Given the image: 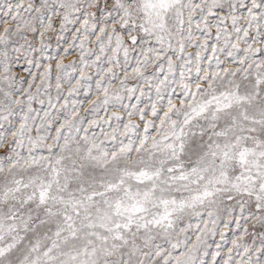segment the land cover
Listing matches in <instances>:
<instances>
[{
    "label": "snow or ice",
    "instance_id": "1",
    "mask_svg": "<svg viewBox=\"0 0 264 264\" xmlns=\"http://www.w3.org/2000/svg\"><path fill=\"white\" fill-rule=\"evenodd\" d=\"M0 264H264V0H0Z\"/></svg>",
    "mask_w": 264,
    "mask_h": 264
}]
</instances>
